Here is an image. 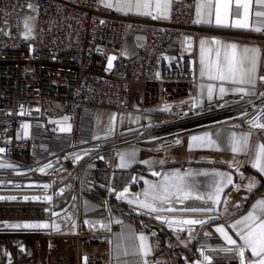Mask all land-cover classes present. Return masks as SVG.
I'll return each mask as SVG.
<instances>
[{"label":"built area","instance_id":"1","mask_svg":"<svg viewBox=\"0 0 264 264\" xmlns=\"http://www.w3.org/2000/svg\"><path fill=\"white\" fill-rule=\"evenodd\" d=\"M194 10V1L174 0L169 15L160 18L119 13L98 0H0V235L58 234L48 229L64 204L79 264H111L117 218L136 217L135 227L162 245L161 231L135 208L143 178L115 185L120 149L166 150L192 132L219 125L264 135V128L254 126L264 125V80L254 95L200 101L196 49L207 29L196 23ZM135 35L143 41L131 51ZM252 38L264 58V31ZM135 85L141 91L133 105ZM102 111L119 121L116 133H94ZM131 113L155 118L140 131L124 132ZM61 119L69 132L58 131ZM148 134L151 140H140ZM95 194L105 216L86 217L83 203ZM35 223L49 227H12ZM166 236L173 257L179 249L194 260L201 254L186 229ZM208 254L223 264L237 260L221 251Z\"/></svg>","mask_w":264,"mask_h":264},{"label":"crops","instance_id":"2","mask_svg":"<svg viewBox=\"0 0 264 264\" xmlns=\"http://www.w3.org/2000/svg\"><path fill=\"white\" fill-rule=\"evenodd\" d=\"M101 5L105 6V2L113 4L112 9L115 11V4L117 0H98ZM174 0H151L152 7L149 9L151 15H157L160 18H165L170 13V7ZM195 2L194 17L195 21L200 20L199 25L207 29L206 34L199 37L197 42V59H198V77H199V99L201 102L213 101L227 96L241 95L236 93L233 89L241 87L227 81H220L209 79L207 74L201 75V47L200 42L208 41L205 45L204 58L206 61L214 60L215 46L211 41H220L221 44H236L240 48H257L260 50L259 59L257 63V82L254 92H257L259 87V77L263 70V50L255 42H253V35L262 31H255L253 27L257 26L254 13L261 9V5L257 0L249 7V28L235 27L237 19H243L244 10L239 9L237 15L236 0H231L229 15L225 23H216V13L219 11L220 19L225 20L223 4L225 0H188ZM159 2L161 7L159 10L155 8V4ZM166 5V6H165ZM106 7V6H105ZM109 8V7H108ZM143 11V10H142ZM199 11V16L197 12ZM211 11L212 15L208 16ZM140 16H150L140 14L137 11L121 12ZM211 20V23L206 22ZM143 41L140 35L131 36L129 39L130 50L134 51L136 45ZM135 42V44H134ZM187 39H182V46L188 45ZM211 86L212 95L209 97V88ZM225 88V93L221 94L219 89ZM248 87V86H244ZM141 87L135 85L132 88V104H137L140 96ZM244 95V94H243ZM250 96V95H248ZM105 111L97 115V120L103 121ZM147 119H142L135 113L129 115L128 121L121 128L124 132L140 130L152 120L155 115H149ZM115 121V119H114ZM68 128L66 130H59L69 132L70 124L66 123ZM114 128V122L113 127ZM209 136L214 143H208L207 140L194 141L193 137ZM247 137V143L243 145L241 150L233 151L234 138L241 140ZM264 145V135L260 136L251 130H245L229 125H219L207 129L195 131L187 135L183 143L179 146L172 147L166 150L149 151L136 147H124L120 149L117 158V173L128 171L134 166H138L133 173L130 183L133 180L142 179L140 182V189L138 196H134L135 208L141 212L146 213L145 218L152 229L160 230L163 235V244L159 245L152 242L146 235L143 229H137L135 223L136 217H128L126 219L117 218V223L114 229V238L112 245V262L111 264H150L151 261L159 264H200L203 259V253L197 256L194 260L188 252L187 262L180 252L177 256H172V244L166 245L164 235L175 232L179 233L186 229L192 239H196L202 246H214L216 251L224 253L225 257L235 255L237 258L235 264H241V257L236 249L243 247V240L237 235L240 226L233 229L231 226L237 221L242 220L253 210V206L258 201L264 200V160L258 158L259 146ZM123 157V162L121 160ZM123 164V166H122ZM179 173L184 176L188 183L193 187V198L182 199L176 195H172L169 199L153 200L151 192L156 189L152 186L163 185L166 178H174L175 174ZM219 174H224L223 176ZM231 178V183H227V178ZM222 184V192L220 193V201L218 203L209 200L208 194L215 192V186ZM238 182L237 187H233V183ZM127 183V184H128ZM250 183L253 185L249 189ZM119 187V186H118ZM135 187V186H134ZM101 189H103L101 187ZM102 191L99 190V193ZM147 194V195H146ZM203 195L205 198L195 199V195ZM100 195H90L83 203V214L86 217H101L105 216V212L101 209L99 203L101 202ZM182 202L183 205L179 207L169 206L163 207V204L169 202ZM142 203H151L156 211H152L142 206ZM183 207V208H182ZM191 208L213 209L211 211H188ZM165 210H167L165 212ZM117 214L120 210H116ZM170 211V212H169ZM182 212V213H181ZM192 212V213H191ZM169 213V214H168ZM196 214V215H195ZM202 214V215H201ZM206 214V215H205ZM203 220L206 221L203 225L194 224L188 225L181 223L186 220ZM144 221V220H143ZM58 226V229H57ZM61 224L58 220L54 223L56 231L62 230ZM223 226L228 235L232 237L237 243L236 245L229 244L221 233L216 229ZM146 238L148 254L144 255V250L141 248L140 236ZM10 235H0V264H15L14 263V246ZM208 236V240L204 237ZM217 254L209 255L211 258L210 264H223L224 259L216 256ZM245 264L250 261H255V257L251 253V249H246L244 254ZM37 264H79V256L77 254V247L75 243H47L44 244L43 253L38 257ZM207 264L209 261L207 260Z\"/></svg>","mask_w":264,"mask_h":264},{"label":"snow or ice","instance_id":"3","mask_svg":"<svg viewBox=\"0 0 264 264\" xmlns=\"http://www.w3.org/2000/svg\"><path fill=\"white\" fill-rule=\"evenodd\" d=\"M257 2L261 5V9H264V0H257ZM231 0H225L223 4L224 9V17L225 20L222 21L220 19L219 11L216 13V23L222 24L225 23L227 17L229 15ZM253 3V0H236L237 6V15H239V9L244 10L243 19H237L235 22V27L239 28H249V7ZM105 6L112 8L113 4L110 2H105ZM166 6V5H165ZM152 7L151 0H117L115 4V8L117 11L121 12H132L137 11L140 14L151 15V11L149 9ZM161 7L160 3L157 2L155 4V8L159 10ZM143 10V11H142ZM199 11L197 15L199 16ZM211 11L208 12V16H211ZM257 18L256 24L257 26L253 27L255 31H264V10H257L254 13ZM156 18V17H153ZM197 23L200 22L198 19ZM206 22L211 23V20H207ZM226 26V23H225ZM25 27L28 29V32L31 29L28 27L27 22L25 23ZM209 43L208 41H201V75L207 74L209 79H215L220 81H227L235 85H240L241 87H237L233 89L234 92L244 94V95H254V89L256 87L257 82V63L259 59L260 50L257 48H240L236 44H221L220 41H211L215 46L214 60L206 61L204 58V50L205 45ZM111 66V62L110 65ZM260 80H264V77H259ZM248 86V87H244ZM221 94L225 93V88L221 87L219 89ZM209 97L212 95L211 86L209 88ZM264 95V93H261ZM262 115H264V110H262ZM255 127L264 128L262 124H254ZM70 130V129H69ZM194 141L197 140H207L208 143H214L211 141L209 136L205 137H193ZM247 143V137L242 138L241 140H236L234 138L233 142V151H239L243 147L244 144ZM3 149H0L2 152ZM258 158L264 160V145L259 146ZM123 162V157H121ZM123 166V164H122ZM264 170V168H262ZM223 176L224 174H219ZM227 183H231V178H227ZM222 184H217L215 186V192L208 194V199L212 200L216 203L220 201V193L222 192ZM155 188V191H152L150 194L152 199H169L172 195H176L179 198L187 199L193 198V187L188 183L184 176H181L179 173L175 174L174 178H166L163 185L152 186ZM253 185L250 183L249 189ZM147 195V194H146ZM195 199L203 200L205 197L203 195H195ZM51 200V197L47 198ZM142 206L148 208L152 211H156L157 209L153 207L151 203H142ZM188 211H212L213 209H204V208H191L187 209ZM181 223H185L188 225L201 224L203 225L206 221L203 220H186L181 221ZM240 226L237 235L240 236V239L243 240L244 246L238 247L236 251L241 257V264H245L244 254L246 249H251V253L253 256L258 257L255 261H250L249 264H264V200L258 201L256 205L253 206L252 212H250L247 216H245L242 220L236 222L231 227L236 229ZM12 227H23V228H48L49 224L47 223H35V224H22V225H12ZM58 229V226H57ZM217 232L221 233L224 236L225 240L232 245H236V241L232 239L230 235H228L226 229L223 226H219L216 229ZM141 248L144 250V255L148 254V248L146 244V238L141 235ZM206 260L211 261L210 257H205ZM86 260V258H85Z\"/></svg>","mask_w":264,"mask_h":264},{"label":"rangeland","instance_id":"4","mask_svg":"<svg viewBox=\"0 0 264 264\" xmlns=\"http://www.w3.org/2000/svg\"><path fill=\"white\" fill-rule=\"evenodd\" d=\"M105 113L106 114H105V117H103V121L97 120L96 122H93L94 133L97 135L104 134L105 132L112 133L115 131V121H114V128L112 130L113 122L110 119V114L108 111H105ZM142 119L144 120L147 118L142 117ZM65 121L66 119L59 120L57 129L66 130L68 128V125L65 124ZM143 128H141L140 130H142ZM140 130H137V131H140ZM58 211H59V214L56 216L57 218L65 216L66 209L64 207V204L60 206ZM58 223L62 225L61 226L62 230H59L58 234L32 235V234H27V233H16L15 232L12 235H10L8 239L12 241L13 246H14V263L15 264H37L38 257L43 253L44 244H47L50 242L51 243L72 242V244L75 243V246L77 247V240L74 237H71L69 235V233L72 230L70 229L69 219L67 217H63L62 219H58ZM19 225H22V224H19ZM53 232H56V230Z\"/></svg>","mask_w":264,"mask_h":264},{"label":"bare ground","instance_id":"5","mask_svg":"<svg viewBox=\"0 0 264 264\" xmlns=\"http://www.w3.org/2000/svg\"><path fill=\"white\" fill-rule=\"evenodd\" d=\"M112 122H114V119L112 120ZM119 121L117 120V119H115V131L114 132H112V134L113 133H116L117 131H118V128H119ZM112 127H113V125H112ZM151 135H145V136H142L141 138H140V140L141 139H145L146 141H149V140H151ZM132 143H134V142H132ZM126 147H129V146H126ZM132 147H135V146H133L132 145ZM152 146H150V147H148L149 149H152L151 148ZM124 148V147H123ZM136 148H138V147H136ZM122 149V148H121ZM119 154V153H118ZM183 205V203L180 201V202H177V201H174V202H169V203H167V204H163L162 206L163 207H165L166 208V206H169L170 208H172V207H179V206H182ZM183 208V207H182ZM167 210H165V212H166ZM170 212V211H169ZM212 212V211H211ZM182 213V212H181ZM192 213V212H191ZM56 214L58 215L59 214V211L58 212H56ZM169 214V213H168ZM196 215V214H195ZM202 215V214H201ZM206 215V214H205ZM65 217V216H64ZM63 218V216L62 217H60V218H53V220H52V222L50 223V227H49V229H48V231L49 232H53V231H55V229H54V223H55V221L56 220H58V219H62ZM70 229H71V227H70ZM209 250H220V249H217L216 247H214V246H202L201 247V252L203 253V259L201 260V262H200V264H207V260L205 259V257H207V253H208V251Z\"/></svg>","mask_w":264,"mask_h":264},{"label":"trees","instance_id":"6","mask_svg":"<svg viewBox=\"0 0 264 264\" xmlns=\"http://www.w3.org/2000/svg\"><path fill=\"white\" fill-rule=\"evenodd\" d=\"M138 168V166H134L132 167L131 169H129L128 171H125L123 173H116V177H115V185L118 187L120 186H123L125 184H127L132 176H133V173L136 171V169ZM102 193V192H101ZM122 207H124V205H118L116 206V209L115 210H122Z\"/></svg>","mask_w":264,"mask_h":264},{"label":"water","instance_id":"7","mask_svg":"<svg viewBox=\"0 0 264 264\" xmlns=\"http://www.w3.org/2000/svg\"><path fill=\"white\" fill-rule=\"evenodd\" d=\"M101 186H102V188H105V185H101ZM164 238H165V243H166V245H169V241H168V238H167L166 235H164ZM178 251L182 254V257H183L187 262H189V258L187 257L188 252H187L186 250H183V249H179ZM188 264H191V263H188Z\"/></svg>","mask_w":264,"mask_h":264}]
</instances>
